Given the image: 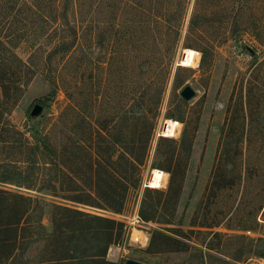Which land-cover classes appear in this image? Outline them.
I'll list each match as a JSON object with an SVG mask.
<instances>
[{"label":"rangeland","instance_id":"rangeland-1","mask_svg":"<svg viewBox=\"0 0 264 264\" xmlns=\"http://www.w3.org/2000/svg\"><path fill=\"white\" fill-rule=\"evenodd\" d=\"M195 3L1 0L0 190L32 201L0 200V225L20 220L23 238L12 259L0 251V264H52L62 255L55 230L74 214L55 205L123 223L106 255L114 264H264V0H204L193 34ZM64 39L73 43L66 54ZM176 78L184 80L178 89ZM187 85L191 101L180 95ZM36 104L44 112L31 118ZM69 105L122 144L100 149L90 135L67 144L68 124L81 122ZM47 134L66 147L61 171L38 151ZM100 150L120 160L112 169L125 187L112 180L121 213L96 198L88 171ZM156 230L184 245L148 253Z\"/></svg>","mask_w":264,"mask_h":264},{"label":"trees","instance_id":"trees-1","mask_svg":"<svg viewBox=\"0 0 264 264\" xmlns=\"http://www.w3.org/2000/svg\"><path fill=\"white\" fill-rule=\"evenodd\" d=\"M203 2L204 0H196L190 18V25H189L190 33L197 34L198 32L197 30L200 27L202 20L204 19L203 16L207 14ZM141 10L142 12L144 11L146 12V10L143 9ZM178 13L174 14V18H177ZM157 14H159V12ZM157 14L150 13L149 16L150 18L154 16L156 22L159 23L162 21L161 19L162 17ZM99 41L101 42L102 45H104V43H106L104 42L106 41L105 35L101 34ZM70 44L67 45L64 39L63 46H67L63 51L64 54H66L69 51V49L73 47V43ZM207 52H208L207 49L205 51H201L203 55L202 66H204V60L207 57ZM22 63L25 64V62L23 61ZM183 68H185L183 67V65L179 66V70H183ZM183 81L184 80L182 79L176 78L174 81V89L180 88L183 85ZM0 82L2 83L4 81L2 80ZM3 85L4 83H2V86ZM67 93L69 94L70 98H72L74 95L73 93L70 94L69 91H67ZM68 108L69 109L72 108L70 110L77 113V116L81 122L80 123L71 122L70 124H68L69 130L67 131V133L64 131L66 133L65 135L68 138L67 144L70 142V140H73L74 136L77 135L84 136L81 139V141L83 140V142H86L88 140L87 136L90 135L92 142L96 141L100 149L104 148L105 145L111 148L112 147L115 148L118 144H122V141L119 138V136L115 137V135L114 136L112 135L111 138L108 136L107 133H105L108 132L107 127H98V126L94 127V125L88 121V118L86 116L87 111H81L80 109L76 110L75 108L73 109L71 105H69ZM74 112L73 114L75 115ZM64 129L66 130V128ZM95 133L97 134L96 138L93 137ZM163 138L164 137H162V139ZM145 144L146 143L143 144L144 146L141 145L142 150L144 149V153L146 152ZM64 150L66 151V147L62 149V147L58 145V143H54V140L50 137L49 134H47L44 137L41 146H38V151L42 152L43 155L47 157L52 156V158H56L57 161H53V162L57 164V168L59 171H61L59 167L60 164L59 162L64 163V161H62V156H61ZM98 153L99 154H97L96 158L91 162L90 171H88V174L89 173L92 174V179L94 181L93 188L97 196L96 198H98L101 204L106 203L108 204L109 207L113 208L116 213H121L124 205L123 204L124 197L121 199V193L118 191L117 183L122 185V187H125V185H123V182L118 179L122 176L121 173H119V171H114L112 169V167H115L117 162H119L120 160L119 161L115 160L111 155L110 159L106 161L102 159V157H104L102 151L100 150L98 151ZM133 154L134 153L132 151H125V154L123 153L121 154V156L126 158V160L130 161L129 163H131L133 166L136 167V163L132 160ZM158 155H161L160 151H158ZM142 160L143 159H140L139 162L142 163L143 162ZM169 172L171 174L170 186H172L175 183L177 173L175 172V170H169ZM112 179H114L117 183ZM217 186L218 185L213 180L212 183H210L208 192L214 193L218 188ZM224 187H227V183H224ZM9 197H13L15 199L18 198L24 199L30 202L32 201L31 198H27L22 195L0 190L1 201L6 200ZM209 197H212V195L209 194ZM111 201H113L115 204L113 203L111 204L110 203ZM77 202H86V201L79 199V201ZM2 205L4 206V203H2ZM54 207L56 210H64L74 214V216H72L73 217L72 222L70 221H68L69 223L65 221L63 223L60 222L55 230V235L56 236L58 235L59 237L58 242L62 247V250L60 251L62 252V255L54 260H51L53 261L52 264H114L106 259V255L109 247L112 244H116L121 240L123 227H124L123 223H120L113 219L104 218L96 215H90L78 210L61 207L58 205H55ZM28 210H29V206L27 208V212ZM5 211L6 210L4 209L3 212ZM18 213L21 214V211L19 210ZM141 217L146 221L149 220L145 216L144 212H141ZM54 219H55L54 222H57L56 217H54ZM19 224H20V220L17 221L16 223H9L4 226L0 225V236L3 237V238L0 237V251L3 252L2 255H4L5 260H10L15 256L14 252L17 250L16 247L18 246V241L21 243L20 240L23 239L18 236L19 228H20ZM101 224H104L105 226L102 227ZM201 226L207 229L211 228V226L208 225H201ZM17 239L18 241H16ZM172 241L176 242L178 246L179 244H183L177 239L176 240L172 239L166 233H163L160 230H156L151 234L147 251L148 253L151 254L167 253L169 249H167L166 244L171 243ZM261 256L264 258V254H262Z\"/></svg>","mask_w":264,"mask_h":264},{"label":"water","instance_id":"water-1","mask_svg":"<svg viewBox=\"0 0 264 264\" xmlns=\"http://www.w3.org/2000/svg\"><path fill=\"white\" fill-rule=\"evenodd\" d=\"M180 95L186 101H191L196 96V91L193 89L192 86L187 85L181 90ZM43 112H44V106L40 104H36L31 112V117L38 118L43 114ZM125 264H147V263L134 259H128L125 262Z\"/></svg>","mask_w":264,"mask_h":264},{"label":"built area","instance_id":"built-area-1","mask_svg":"<svg viewBox=\"0 0 264 264\" xmlns=\"http://www.w3.org/2000/svg\"><path fill=\"white\" fill-rule=\"evenodd\" d=\"M256 264H263V263H256Z\"/></svg>","mask_w":264,"mask_h":264},{"label":"bare ground","instance_id":"bare-ground-1","mask_svg":"<svg viewBox=\"0 0 264 264\" xmlns=\"http://www.w3.org/2000/svg\"><path fill=\"white\" fill-rule=\"evenodd\" d=\"M147 243V242H146Z\"/></svg>","mask_w":264,"mask_h":264}]
</instances>
